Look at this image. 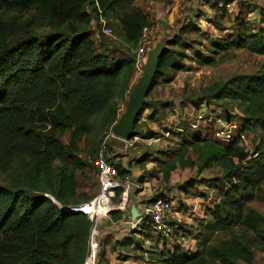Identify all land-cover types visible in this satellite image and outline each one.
I'll use <instances>...</instances> for the list:
<instances>
[{
    "label": "trees",
    "instance_id": "16d2710c",
    "mask_svg": "<svg viewBox=\"0 0 264 264\" xmlns=\"http://www.w3.org/2000/svg\"><path fill=\"white\" fill-rule=\"evenodd\" d=\"M139 1L0 0V264H84L88 258L93 223L66 212L81 204L76 172L88 163L78 154L79 143L93 132L111 131L118 122L119 94L134 76L132 61L97 52L90 28L94 17L115 20L118 34L137 48L143 29L153 27L146 13L134 9ZM44 29L47 35L39 33ZM246 41L264 54V30ZM247 42L235 45L243 48ZM228 44L233 42L221 47ZM176 55L167 48L154 87L170 72L186 70V56L175 63ZM202 99L217 106L235 104L245 129L264 133L263 72L216 83L203 90ZM147 109L153 108L145 107L142 114ZM190 153L195 163L187 162ZM167 156L161 171L166 183L179 167L197 165L199 173L220 168L229 186L219 190L212 221L201 224L199 251L177 246L167 251L163 244L156 264H251L256 250L264 252V216L246 208L249 195L264 183V141L253 157L208 137L184 140ZM20 161L21 179L11 177L12 184L3 185L2 176ZM118 174L116 205L129 172L119 168ZM111 216L118 222L123 213ZM141 233L152 238L147 225Z\"/></svg>",
    "mask_w": 264,
    "mask_h": 264
},
{
    "label": "rangeland",
    "instance_id": "374dc122",
    "mask_svg": "<svg viewBox=\"0 0 264 264\" xmlns=\"http://www.w3.org/2000/svg\"><path fill=\"white\" fill-rule=\"evenodd\" d=\"M233 1L232 8L222 11L215 6L201 4L198 0H142L136 3L134 9L146 13L153 25L151 51L164 41L168 49L179 52L180 55L174 58L175 63L182 59L181 56H186L183 58L186 70L170 72L153 87L149 99L168 101L169 107L160 109L154 117V109H147L142 114L136 127L138 139L128 143L116 138L111 131L93 132L79 143L78 154L88 163L76 172L79 203H86L85 196L91 200L99 194L100 181L95 160L99 151L105 150L107 160L118 171L126 167L140 168L139 171L148 173L151 184L145 187L147 192L141 198L167 192L176 198L177 208L181 210L178 219L180 234H176L178 238L170 244L181 247L179 244L185 243L186 247H181L184 251L199 243L197 238L202 231L201 223L212 221L210 212L216 209L219 190L229 185L223 182L220 168L199 173L197 165L179 167L172 174V180L164 182L161 170L163 162L170 158L167 153L181 146L184 140L192 142L194 138L208 137L225 146L235 145L244 154L253 157L264 141L262 131L245 129L244 115L235 104L221 107L202 99L203 90L216 83L226 82L234 76L264 73V54L254 51L251 42L246 41L250 36H261L264 30V0ZM106 21L114 29L112 36L102 33L100 20L96 17L90 28L97 52L115 60L126 58L134 63V76L117 101L119 120L147 60H138L137 48L128 45L118 34L120 25L117 21ZM48 32V29H44L39 33L47 35ZM227 42L233 44L221 47ZM239 42H247V45L238 48L235 44ZM202 57L213 61L205 63ZM124 84L120 85V91L125 90ZM228 128H232L233 142L216 138V132H224ZM63 140L68 144L69 135ZM187 162L195 163L196 156L190 153ZM61 167L60 163L55 164L56 170ZM22 169L23 161L14 164L10 173L2 176L1 183L12 184L11 177L15 178L13 181H18ZM131 192L136 195L134 191ZM249 198L251 201L246 208L255 209L264 216V183L252 191ZM128 226L110 216L93 227L88 254L92 264H156L157 253L164 250L163 243L159 238H148L149 235L141 232H127ZM146 243H150L147 260L143 248ZM171 245L165 249L171 251ZM251 264H264V252L256 250Z\"/></svg>",
    "mask_w": 264,
    "mask_h": 264
},
{
    "label": "built area",
    "instance_id": "2783aa9c",
    "mask_svg": "<svg viewBox=\"0 0 264 264\" xmlns=\"http://www.w3.org/2000/svg\"><path fill=\"white\" fill-rule=\"evenodd\" d=\"M232 1V2H231ZM201 4H209L217 7L219 10L232 8L233 0H198ZM106 18L100 17L99 27L102 29V33L107 36H112L114 29L110 27L105 20ZM151 27L143 29L142 37L137 46L138 60H147L151 49L153 48L151 39ZM140 65V64H139ZM138 65V66H139ZM216 138L225 140L227 142H233L234 137L232 135V128L224 130V132H216ZM133 138L128 143L133 142ZM105 150H100L95 160V167L98 171L100 181V191L97 196L89 200L86 203L77 204L66 209L69 214H79L87 217L92 223L93 227L98 224L103 218H107L112 212H121L130 217L129 226L132 231L142 232L143 227L147 225L150 229V234L154 238H159L166 243L173 242L176 237L177 231L180 230L178 224L181 210L177 208L178 202L171 192L156 194L151 199L144 203V209L140 213L136 221L132 219L131 204L129 201V194L132 190H141V184L139 182H133L129 177L123 183V194L119 204H115L116 189L119 186V174L118 170L107 160ZM183 242H185L183 240ZM181 247H186L185 243L179 244ZM184 249V248H183ZM186 252L193 249L186 248ZM194 252V251H193ZM84 264H92L91 259L88 257Z\"/></svg>",
    "mask_w": 264,
    "mask_h": 264
},
{
    "label": "water",
    "instance_id": "95a60500",
    "mask_svg": "<svg viewBox=\"0 0 264 264\" xmlns=\"http://www.w3.org/2000/svg\"><path fill=\"white\" fill-rule=\"evenodd\" d=\"M166 50V43L163 41L149 53L147 62L143 67L142 76L132 90L125 112L111 129L116 138L130 141L136 137L137 120L145 107L159 110L169 105L168 101L149 99V94L154 87V81L159 70L160 60L165 55ZM131 215L134 221L139 217L136 206L131 207Z\"/></svg>",
    "mask_w": 264,
    "mask_h": 264
},
{
    "label": "crops",
    "instance_id": "0c3cea01",
    "mask_svg": "<svg viewBox=\"0 0 264 264\" xmlns=\"http://www.w3.org/2000/svg\"><path fill=\"white\" fill-rule=\"evenodd\" d=\"M124 169H126L128 172H131V175L128 176V177L133 182H139L141 184V187H142L141 190H138V191L137 190H132V191H134V194L136 193V195H133V192H131L129 194V201H130L131 207L132 206H136L137 209H138V211L141 213L143 211V209H144V203L146 201H148L149 198L151 199V197H148V198H145V199L141 198V197H144L145 194H146V192H147V190L145 191V187H147V185H150L151 184V182L149 181V177L147 176L148 173H145V170L139 171L140 168H131L130 169V168H126L125 167ZM161 174H162V172H161ZM170 180H172V177H171ZM120 221L123 222V223H126V225L128 226L129 225V222H130V217L128 215H126V214H123L122 219ZM188 222H189V220H188ZM202 223H204V222H202ZM175 224H178L180 226V223H178V222H176ZM127 228H128L127 232L132 231L130 229V226H128ZM176 234H178V236H179L180 230L177 231ZM178 236H176L175 239L178 238ZM170 243H173V242H170ZM170 243H166L165 242L163 244H165L166 245V248L168 247V249H169V246L171 245ZM149 246H150V243H146V246L143 247L145 249V253H144L145 258H146L145 260H147L149 258V250H150L149 249ZM175 247H176L175 245L174 246L171 245L170 250L173 251ZM146 248H148V249L146 250ZM192 249H194V253L197 252L198 251V244H195L194 245V248H192Z\"/></svg>",
    "mask_w": 264,
    "mask_h": 264
}]
</instances>
